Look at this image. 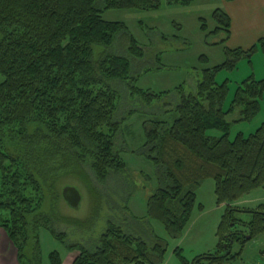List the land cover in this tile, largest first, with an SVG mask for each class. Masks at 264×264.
I'll use <instances>...</instances> for the list:
<instances>
[{
  "label": "trees",
  "instance_id": "trees-1",
  "mask_svg": "<svg viewBox=\"0 0 264 264\" xmlns=\"http://www.w3.org/2000/svg\"><path fill=\"white\" fill-rule=\"evenodd\" d=\"M175 1L190 5L196 0ZM159 7L160 0H0V228L17 249L20 264L31 238L39 240L40 224L34 216L44 201L40 184L46 173L30 162L31 157L38 160L45 153L44 158H60L66 170L73 169L83 178L82 168L89 165L100 182L126 171L127 163L116 146L120 93L111 82L132 80L131 62L112 55L95 61L94 47H111L120 33L128 31L123 23L105 21L104 12ZM213 18L218 25L215 33L227 35L221 43L225 45L231 19L221 10ZM258 47L264 53V38L248 50L227 49L228 60L204 71L197 92L181 96L174 120L145 128L141 153L154 162L163 184L150 197L147 215L163 224L170 239L182 237L196 192L206 179H214L217 204L227 207L216 250L190 262L177 248L175 255L184 264L235 260L231 246L246 234L234 230L238 224L233 215L238 210L232 205L264 189V124L248 137L239 133L231 140L233 124L226 119L236 108L242 109L240 121L251 122L258 116L264 80L251 76L243 81L227 110L228 84L217 82L219 72L233 71L244 58L251 62ZM129 53L133 58L144 56L133 37ZM134 91L147 103L161 95L136 87ZM19 145L25 149L24 159L14 154ZM244 212L252 216L243 223L251 239L264 234V204ZM124 227L111 222L95 249L82 247L73 264L164 262L167 240L151 232L145 241ZM47 230L56 234L53 228ZM49 261L62 264L61 255L52 252Z\"/></svg>",
  "mask_w": 264,
  "mask_h": 264
},
{
  "label": "rangeland",
  "instance_id": "rangeland-1",
  "mask_svg": "<svg viewBox=\"0 0 264 264\" xmlns=\"http://www.w3.org/2000/svg\"><path fill=\"white\" fill-rule=\"evenodd\" d=\"M223 8L221 0H196L190 5H182L175 0H160V7L156 10H112L103 13L105 21L123 23L128 30L120 33L111 47H94L95 61L101 56L112 55L127 57L131 62L133 79L126 83L111 82L120 93L116 120L121 125L116 146L128 167L125 172L100 182L89 165L82 168L85 174L83 178L73 174V169L66 170L65 161L60 158H44L45 153L40 154L42 159L31 157L30 162H34L37 168L43 167L46 173L40 184L44 201L34 216V220L41 225L38 229L39 240L34 236L31 238L21 264H50L49 255L52 252L61 255L62 264H73L82 247L95 249L111 222L124 225L127 233L131 232L145 241H149L151 232L167 240L169 248L163 264H184L175 255L179 244L182 245L180 248L184 257L190 262L207 245L212 242L218 244L216 234L227 208L217 204L214 179H206L198 188L196 205L183 233V241L172 240L163 224L147 215L150 197L163 184L158 168L141 150L146 142V126H153L157 121L174 120V109L181 96L195 94L204 71L228 60L226 50L229 48L226 44L221 45L227 35L224 31L215 33L218 25L213 18L215 11L225 12ZM203 25H206L205 28ZM131 37L143 51V57L130 56ZM251 76L258 81L264 80V53L259 47L251 62L244 58L233 71L218 73V84L227 83L229 87L226 110L231 106L239 85ZM135 87L161 95L152 103H147L146 98L135 93ZM241 118V108H236L226 117L233 124L231 140L239 133L248 137L264 124V96L256 118L251 122L240 121ZM210 135L220 137L221 134L211 132ZM13 151L20 159L26 156L21 145ZM67 187H74L81 193L78 210L72 209L63 197ZM262 204L263 188L250 192L236 202L234 209L238 211L234 213L233 220L238 225L234 230L246 236L241 235L232 244L231 253L237 258L225 264L263 263L264 234L251 239L246 229L239 225L252 219L244 211L255 210ZM47 227L53 228L56 234ZM13 246L0 228V264H20L18 251ZM216 248L211 251L214 252Z\"/></svg>",
  "mask_w": 264,
  "mask_h": 264
},
{
  "label": "crops",
  "instance_id": "crops-1",
  "mask_svg": "<svg viewBox=\"0 0 264 264\" xmlns=\"http://www.w3.org/2000/svg\"><path fill=\"white\" fill-rule=\"evenodd\" d=\"M221 1L224 7L223 10L229 15L232 22L230 38L226 43L227 48L230 50H248L257 45L259 40L264 38V0ZM235 204L232 205L233 209ZM183 235L177 241H183ZM215 240L218 242V238ZM6 245L11 249L8 243H6ZM217 245V243L212 242L211 245H207L203 250L199 251V253H197L198 255H195L194 258L212 252L211 250ZM178 246L177 248H180L182 245L179 244ZM182 248L185 250V247Z\"/></svg>",
  "mask_w": 264,
  "mask_h": 264
},
{
  "label": "water",
  "instance_id": "water-1",
  "mask_svg": "<svg viewBox=\"0 0 264 264\" xmlns=\"http://www.w3.org/2000/svg\"><path fill=\"white\" fill-rule=\"evenodd\" d=\"M63 197L72 209L78 210L80 208L82 196L78 189L74 187L65 188Z\"/></svg>",
  "mask_w": 264,
  "mask_h": 264
},
{
  "label": "flooded vegetation",
  "instance_id": "flooded-vegetation-1",
  "mask_svg": "<svg viewBox=\"0 0 264 264\" xmlns=\"http://www.w3.org/2000/svg\"><path fill=\"white\" fill-rule=\"evenodd\" d=\"M239 225L242 226V227H245V226L243 225V223H239Z\"/></svg>",
  "mask_w": 264,
  "mask_h": 264
},
{
  "label": "built area",
  "instance_id": "built-area-1",
  "mask_svg": "<svg viewBox=\"0 0 264 264\" xmlns=\"http://www.w3.org/2000/svg\"><path fill=\"white\" fill-rule=\"evenodd\" d=\"M262 264H264V261H263V263Z\"/></svg>",
  "mask_w": 264,
  "mask_h": 264
}]
</instances>
